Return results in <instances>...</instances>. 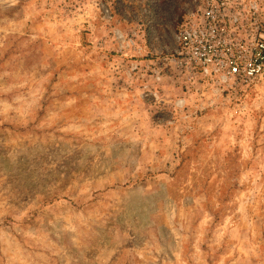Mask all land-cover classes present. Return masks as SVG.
<instances>
[{
    "label": "rangeland",
    "instance_id": "rangeland-1",
    "mask_svg": "<svg viewBox=\"0 0 264 264\" xmlns=\"http://www.w3.org/2000/svg\"><path fill=\"white\" fill-rule=\"evenodd\" d=\"M204 1L0 0V264H264V75L182 64Z\"/></svg>",
    "mask_w": 264,
    "mask_h": 264
},
{
    "label": "built area",
    "instance_id": "built-area-1",
    "mask_svg": "<svg viewBox=\"0 0 264 264\" xmlns=\"http://www.w3.org/2000/svg\"><path fill=\"white\" fill-rule=\"evenodd\" d=\"M182 64L221 82L264 75V3L205 0L178 34Z\"/></svg>",
    "mask_w": 264,
    "mask_h": 264
}]
</instances>
